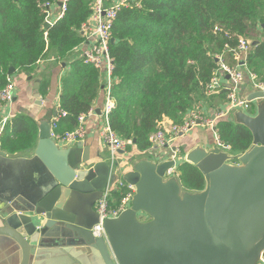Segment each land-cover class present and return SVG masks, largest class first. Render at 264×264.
<instances>
[{"label":"water","instance_id":"water-1","mask_svg":"<svg viewBox=\"0 0 264 264\" xmlns=\"http://www.w3.org/2000/svg\"><path fill=\"white\" fill-rule=\"evenodd\" d=\"M239 98L252 111L237 105L220 119L250 131L247 149L219 145L212 131L179 155L126 161L102 157L87 134L55 140L56 108L48 116L19 109L37 135L29 149L0 148V264H264V92L251 85ZM183 163L201 172L202 189L182 184ZM120 180L132 187L130 203L96 237L98 201Z\"/></svg>","mask_w":264,"mask_h":264},{"label":"trees","instance_id":"trees-1","mask_svg":"<svg viewBox=\"0 0 264 264\" xmlns=\"http://www.w3.org/2000/svg\"><path fill=\"white\" fill-rule=\"evenodd\" d=\"M90 1L69 0L63 17L45 27V4L57 5L59 0H0V89L11 78L10 67L28 74L42 61L60 67L59 103L66 115L56 123L57 135L75 129L78 117L105 99V73L74 54L82 42L79 27L91 12ZM262 27L264 0H128L112 25L108 113L111 129L134 142L128 152L133 147L146 152L148 135L164 119L181 122L190 111L208 116L223 106L218 104L226 100L227 88L218 87L219 92L211 95L206 92L219 67L218 57L231 67L244 62L245 73L249 70L264 79V41L258 35ZM239 37L252 42L244 59L240 54L236 60ZM48 88L49 82L42 79L39 92L45 95ZM215 130L233 152L251 143L250 131L231 121L218 119ZM36 135L31 119L17 113L0 132V148L29 149ZM178 171L183 185L202 189L204 178L196 167L183 163ZM120 194V190L112 194L113 205Z\"/></svg>","mask_w":264,"mask_h":264},{"label":"built area","instance_id":"built-area-1","mask_svg":"<svg viewBox=\"0 0 264 264\" xmlns=\"http://www.w3.org/2000/svg\"><path fill=\"white\" fill-rule=\"evenodd\" d=\"M69 0H60V4H45L48 8L45 22L52 25L56 20L63 17ZM128 0H113L109 3V0H91L90 8L91 12L87 19L81 23L79 27V33L82 37V42L79 46L75 47L74 54L79 57L84 63L93 65L96 68L101 69L105 73L106 80V94L104 103L99 110V123H98V136L101 142H103L109 151V157L112 160L121 159L126 161L128 158V147L132 144L131 140L123 139L119 137L110 127L108 121V113L112 108V100L110 98V86H111V74L113 70L112 58L110 55V44L112 37V25L117 17L120 9L127 4ZM57 7V11L53 13V8ZM251 47V41L244 39L243 37L238 38L237 51H235V59L240 60V54L246 55ZM220 64L216 71L213 72L212 77L206 85V92L208 95L215 94L218 91V87H221V79L226 78L227 83L225 88L228 89L225 103L221 108H217L211 115H214L212 119L211 115L206 116L202 111H190L184 120L181 122H173L171 120L161 121L158 128L148 135V141L150 143L149 149L153 150L155 155L164 154L170 151V144L177 138L187 134L195 127L203 126L211 129L214 132L216 141L221 146L223 144L216 133L215 123L218 119L224 117L228 110L237 105H242L244 110L247 112L252 111L251 103L246 100H241L238 96L239 86L241 85L244 77L246 76L255 87L261 89L264 92V80L259 79L255 73L246 70L243 71V64L231 67L221 60L219 57ZM15 84L14 81L8 76L7 83L0 89V110L4 106L12 101ZM60 88V86H59ZM57 114L55 115L52 128L60 118L66 115V112L60 107L59 95L55 106ZM96 116V110L93 108L89 109L87 113L81 114L78 117V125L72 131L65 132L62 135L53 134L55 140L65 141L67 143H73L86 134L85 123L88 118ZM8 118H4L0 121V132L3 130L4 125ZM172 152L175 155L180 154L179 150L174 148ZM127 156V157H123ZM114 189L121 191L119 201L113 205L112 203V192L106 191L104 196L98 201L96 206V212L99 214V222L92 228V234L96 237L105 236L103 230V221L110 216H117L122 212L130 203V198L133 193L131 185H128L121 180L114 185ZM123 190V191H122ZM263 261L264 258L262 257Z\"/></svg>","mask_w":264,"mask_h":264},{"label":"crops","instance_id":"crops-1","mask_svg":"<svg viewBox=\"0 0 264 264\" xmlns=\"http://www.w3.org/2000/svg\"><path fill=\"white\" fill-rule=\"evenodd\" d=\"M112 1L113 0H109V3ZM52 11L53 13H55L57 11V7L55 6ZM1 28H2V20L0 18V29ZM258 35L259 38L264 41V27L258 30ZM250 41L252 42L251 39ZM48 62L51 64L50 61ZM39 67L32 74L19 73L18 76L16 75L14 76L15 88H14L12 101L6 104L2 110H0V121L4 118L10 119L13 115L19 113V109L21 108L24 109L26 107H31L34 105L36 106V108H34L35 112L33 113L36 116H48L53 111V109H55L59 95V86H60L59 80L63 71L60 70V67H56V68H52V70H48L47 72V70L44 71L41 70L42 68L38 70ZM29 77L31 78L29 79ZM42 79L49 82V88L45 95H42L39 92V87ZM221 82H222L221 86L225 87L227 83V79L223 78L221 79ZM35 83H38L37 88H35ZM251 85H252L251 81L245 76L244 80L242 81L239 87V91H238L239 97H246L248 93L251 92ZM218 92L219 91H217L216 93ZM103 100H104L103 98L102 99L100 98L97 102H95L94 109L96 110V116H92L88 118L85 123V127H86L87 140L90 143V146L92 148H96L102 157L110 158L107 146L103 142H101L98 136V123L100 119H99V114L97 113V109L100 110L102 104L104 103ZM224 103L225 101H222L218 105L221 106ZM211 137H212L211 129L203 126L195 127L187 134L173 141L170 144V149L176 148V150H179L181 154L182 149L186 145L196 141L197 139H202L203 141L207 142L211 139ZM133 151L134 154H128L129 155L128 157H133L135 155L140 154L135 150L134 147H133ZM146 152L152 153L153 150L148 149ZM123 157H127V156H123Z\"/></svg>","mask_w":264,"mask_h":264},{"label":"rangeland","instance_id":"rangeland-1","mask_svg":"<svg viewBox=\"0 0 264 264\" xmlns=\"http://www.w3.org/2000/svg\"><path fill=\"white\" fill-rule=\"evenodd\" d=\"M219 58V57H218ZM219 64H220V61H219ZM50 65V66H49ZM55 65L53 64V63H49L48 61L46 62V61H44V62H42V63H40V67H39V69L38 70H40L41 68V70H47V72H48V70H52V68L54 67ZM18 72H14V73H12L11 74V78H12V80L14 81V76L16 75V76H18ZM261 80H264V79H261ZM240 87V86H239ZM252 106V105H251ZM253 107V106H252ZM253 109V108H252ZM212 116V115H211ZM164 120H167V119H164ZM164 120H162V121H164ZM184 120V119H183ZM173 122H177V121H173ZM132 150V151H131ZM130 150V153L129 154H134L133 152V148ZM128 158H130V157H128ZM127 158V159H128ZM263 258H264V256H263Z\"/></svg>","mask_w":264,"mask_h":264}]
</instances>
